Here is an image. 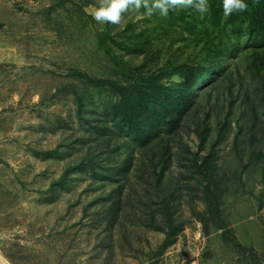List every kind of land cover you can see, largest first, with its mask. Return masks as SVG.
<instances>
[{
    "label": "rangeland",
    "instance_id": "374dc122",
    "mask_svg": "<svg viewBox=\"0 0 264 264\" xmlns=\"http://www.w3.org/2000/svg\"><path fill=\"white\" fill-rule=\"evenodd\" d=\"M95 4L0 0L4 256L10 264H264V49L244 38L188 108L152 118L143 145L117 103L155 79L170 87L179 75L168 70L208 57L206 38L181 29L187 9L148 17L141 8L101 25L85 12Z\"/></svg>",
    "mask_w": 264,
    "mask_h": 264
},
{
    "label": "trees",
    "instance_id": "16d2710c",
    "mask_svg": "<svg viewBox=\"0 0 264 264\" xmlns=\"http://www.w3.org/2000/svg\"><path fill=\"white\" fill-rule=\"evenodd\" d=\"M245 2L248 4L247 11L235 13L227 18L223 15L222 0H209L210 12L203 20L195 11L183 10L178 19L181 21V29L183 32L196 35L195 37L201 34L205 36L203 45H206L202 50L205 49L208 57L193 65L181 62L174 69L169 68L172 69L167 71L169 74L179 75L182 79L180 82L171 84L170 87L159 84V80L155 79L154 83L149 82L145 87H141L142 89L135 87L134 92L137 95L125 94L120 98L115 107L117 117H120V120L130 129L136 131L140 136L141 144L146 145L148 142L146 140L151 134L155 121L152 118L162 117L170 120L188 108L187 101L193 98L196 87L205 83L213 75L223 72L221 59L227 55L237 56L244 38L249 47L264 49V0H245ZM185 11L190 12L187 19L183 16ZM196 30H200L199 34H195ZM263 61L264 56L258 60V66ZM199 66L204 70L197 74ZM164 70L167 69L159 71ZM155 74L152 78L156 77ZM124 93V88H121L120 95ZM198 162L196 160V167L200 172L204 164H198ZM162 174L160 173L159 177H163Z\"/></svg>",
    "mask_w": 264,
    "mask_h": 264
},
{
    "label": "clouds",
    "instance_id": "9594fccd",
    "mask_svg": "<svg viewBox=\"0 0 264 264\" xmlns=\"http://www.w3.org/2000/svg\"><path fill=\"white\" fill-rule=\"evenodd\" d=\"M141 8L145 10L144 15L148 17L156 12L166 17L170 11L191 9L203 20L210 12L211 5L209 0H97V4L88 5L85 12L98 24L119 25L125 13L139 11ZM247 9L248 4L245 0H222V11L226 18ZM172 79L176 82L181 81L179 76H174ZM259 190L257 186V191ZM0 264H10V262L0 255Z\"/></svg>",
    "mask_w": 264,
    "mask_h": 264
},
{
    "label": "built area",
    "instance_id": "2783aa9c",
    "mask_svg": "<svg viewBox=\"0 0 264 264\" xmlns=\"http://www.w3.org/2000/svg\"><path fill=\"white\" fill-rule=\"evenodd\" d=\"M0 255H2L7 260V258L4 256L3 252L1 251V249H0Z\"/></svg>",
    "mask_w": 264,
    "mask_h": 264
}]
</instances>
